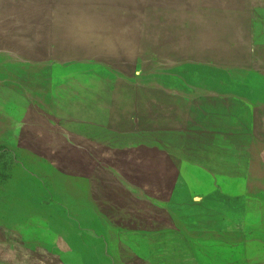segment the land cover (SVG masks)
<instances>
[{
    "label": "rangeland",
    "instance_id": "1",
    "mask_svg": "<svg viewBox=\"0 0 264 264\" xmlns=\"http://www.w3.org/2000/svg\"><path fill=\"white\" fill-rule=\"evenodd\" d=\"M247 162L264 0H0V264H264Z\"/></svg>",
    "mask_w": 264,
    "mask_h": 264
},
{
    "label": "crops",
    "instance_id": "2",
    "mask_svg": "<svg viewBox=\"0 0 264 264\" xmlns=\"http://www.w3.org/2000/svg\"><path fill=\"white\" fill-rule=\"evenodd\" d=\"M254 138H255V136H254ZM242 167L243 168L238 169V170H234L233 172H231V174H230L229 177L231 179H233L234 181L238 180V181H245V182L248 181V180H250L251 178L252 179H255L256 180V184L254 185V187L255 188H259V189H264V169H262V168L259 167L258 169L257 168L256 169L254 168V170H253L251 168V166H249V162H247V164H243ZM203 169L205 170V172L207 174H209L211 176L212 175L213 176H215V175H222L223 173H225L224 171L216 170L215 168L211 169L209 167H206V168H203ZM217 188H222V187L219 185V186H217ZM229 200H231V199H229ZM245 200L246 199H244V203H242V206L239 207L238 210L241 213H244V214L247 215L248 212H249V209L247 207L248 205L246 204ZM260 204L261 205H264V203L262 201L260 202ZM262 212H264V210H261L260 213H262ZM206 221H207L206 222V225H204V227L202 226L200 229H197V231H207L208 230V232H209L211 230H215V228L217 227V226L214 225L215 223L209 221L208 219H206ZM246 228H247V230H246ZM248 228H251V226L250 227L244 226V231H248ZM231 230L235 231L234 228L231 229ZM216 231H218V229H216ZM198 259H196V257H195V260H193L194 264H202L200 262V260H198Z\"/></svg>",
    "mask_w": 264,
    "mask_h": 264
},
{
    "label": "trees",
    "instance_id": "3",
    "mask_svg": "<svg viewBox=\"0 0 264 264\" xmlns=\"http://www.w3.org/2000/svg\"><path fill=\"white\" fill-rule=\"evenodd\" d=\"M63 165H64V167L63 168H66L67 170H65V171H73L74 170V174L75 175H80V176H84V172L82 171V170H80V169H73V170H71V169H68L69 168V166L66 164V163H63ZM94 165V168H96V166H98L96 163L95 164H93ZM71 173V172H70Z\"/></svg>",
    "mask_w": 264,
    "mask_h": 264
},
{
    "label": "water",
    "instance_id": "4",
    "mask_svg": "<svg viewBox=\"0 0 264 264\" xmlns=\"http://www.w3.org/2000/svg\"><path fill=\"white\" fill-rule=\"evenodd\" d=\"M137 75H140V72H137Z\"/></svg>",
    "mask_w": 264,
    "mask_h": 264
}]
</instances>
